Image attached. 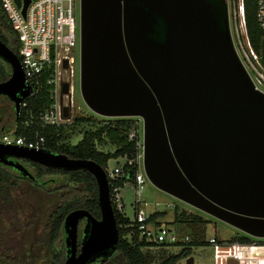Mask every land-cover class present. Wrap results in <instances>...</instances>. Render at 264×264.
<instances>
[{
    "label": "water",
    "instance_id": "1",
    "mask_svg": "<svg viewBox=\"0 0 264 264\" xmlns=\"http://www.w3.org/2000/svg\"><path fill=\"white\" fill-rule=\"evenodd\" d=\"M80 2V92L88 107L104 117L142 119L143 168L157 188L264 238V91L236 50L227 0ZM0 58L11 67L0 95L13 102L18 120L29 94L24 70L1 39ZM14 158L95 176L101 218L85 209L65 217L64 264H89L116 249L119 228L104 167L0 142V162L34 179ZM82 218L89 231L77 254Z\"/></svg>",
    "mask_w": 264,
    "mask_h": 264
},
{
    "label": "trees",
    "instance_id": "2",
    "mask_svg": "<svg viewBox=\"0 0 264 264\" xmlns=\"http://www.w3.org/2000/svg\"><path fill=\"white\" fill-rule=\"evenodd\" d=\"M257 0H244L245 19L248 35L255 51L262 57L264 50V30L257 22L256 17ZM0 39L17 55H19L20 38L14 29L7 11L4 9L0 0ZM11 75V67L0 58V82L7 80ZM50 104L47 86L41 91L36 100L29 102V108L37 115L41 110ZM15 113V112H14ZM16 119V113H15ZM24 112L16 119L15 136H26L33 139L36 132L45 137L44 150L51 153H59L73 159H89L100 164L107 171L110 159L124 157L127 160L133 159L137 153V136L138 122L133 118H117L95 120L90 117L75 115L71 124L60 126H43L38 121L32 125H22ZM77 128H81L78 133H83L82 139L78 143L72 142V135ZM105 147H112L114 151H107ZM28 170L34 175V179L24 177L18 170L0 162V188L4 187L11 192L12 189L20 190L22 180H29L39 190L47 193L53 192L58 196V202L55 210L50 214L43 232L46 242L45 249L40 257H32L28 253L25 255L15 253L12 248L5 246L4 240L0 237V264H63L66 252L65 245H57V240L61 239L64 233L63 225L65 217L76 209H85L94 217H101L99 205L98 186L95 176L85 169H63L48 167L43 164L25 159ZM136 167L125 166L124 175L110 184V194L112 205L114 207L117 225L119 228V241L116 251L120 253L127 264H177L181 259L191 255L193 246H204L211 244L208 241L182 242L183 250L169 257H165L163 251H152L142 249L145 242L137 243V235L133 238L128 237L130 223L127 217L118 208L117 190L121 189L124 184L131 180L134 183V174ZM32 188H27L21 195H26ZM14 191V192H16ZM8 196V195H7ZM6 197L4 201L8 200ZM16 196L15 198H17ZM161 212H153L151 221L161 225L159 219ZM184 212L176 211L174 224L178 227L187 222L184 219ZM3 210L0 208V223L3 221ZM195 221L198 219L194 217ZM201 221V219H198ZM191 221V220H190ZM194 224V223H193ZM197 227L193 226L192 232H196ZM203 237L200 236L199 239ZM39 239L40 242L43 240ZM39 242V244H40ZM249 235L235 236L227 244L250 243ZM47 251V252H46Z\"/></svg>",
    "mask_w": 264,
    "mask_h": 264
},
{
    "label": "built area",
    "instance_id": "3",
    "mask_svg": "<svg viewBox=\"0 0 264 264\" xmlns=\"http://www.w3.org/2000/svg\"><path fill=\"white\" fill-rule=\"evenodd\" d=\"M1 2L21 42L18 57L24 70L26 88L29 91L27 97L22 100L18 113L19 116L22 111L24 112L21 124L28 126L35 121L43 126L71 124L76 112L77 51L81 57L80 0L78 1V10L77 0H29L25 12L23 10L26 0H20V5L16 0H1ZM227 2L228 5L234 6L233 21H231L230 9L229 15L236 50L255 86L263 91L264 73L256 65V63L261 65V57L253 48L248 35L244 0H227ZM256 17L259 27L264 30V0H257ZM65 84H68L67 90L64 88ZM46 86L50 104L36 115L29 108V102L36 100ZM65 111L67 115H65ZM45 141V137L41 136L39 132H36L33 139L4 133L1 143L40 150L44 149ZM125 166L137 169L134 174L135 214L133 219H130V223L126 225L130 229L128 237L131 239L137 235V243H146L145 246H142L143 250L172 247L182 243L170 226L159 225L157 222L151 221L153 212H146L143 208L148 206V203L141 199L145 185L143 138L137 142V153L133 159L125 158L123 164H117L114 169L107 170L109 184L112 185L124 175ZM121 212L123 213V211ZM189 241L190 237L187 236L183 242ZM209 242L216 245L217 256L222 255V249L233 248L232 245L219 244L216 238H211ZM234 247L237 249L236 245ZM222 258L218 257V264H223Z\"/></svg>",
    "mask_w": 264,
    "mask_h": 264
},
{
    "label": "rangeland",
    "instance_id": "4",
    "mask_svg": "<svg viewBox=\"0 0 264 264\" xmlns=\"http://www.w3.org/2000/svg\"><path fill=\"white\" fill-rule=\"evenodd\" d=\"M78 1L76 2L78 10ZM231 21H233L234 6L229 5ZM260 56V55H259ZM261 57V56H260ZM80 53L76 52V70L75 78L76 88V112L75 115L90 117L97 121L102 119H117V118H133L138 122V132L136 133L140 140L143 138V121L140 117H104L93 112L85 103L80 92V73L79 60ZM261 65L258 69L264 73V50L260 60ZM264 91V90H263ZM14 104L11 103L4 95H0V142L3 140L4 133H9L14 136L16 130V119L14 113ZM81 128L73 132L72 142L78 143L83 136V133H78ZM107 151H114L112 147H105ZM124 157L115 159L112 158L108 162L107 170H112L119 164H123ZM142 161V160H141ZM20 190L12 189L11 192L4 187L0 188V208L3 210L4 219L0 223V237L4 240L5 246L12 248L15 253L25 255L28 253L32 257H40L42 255L46 242L43 229L50 216L55 210L58 202V196L53 193H47L39 190L35 184L29 180H22ZM27 188H32L26 195H21ZM16 191V192H14ZM8 200L4 199L8 196ZM18 196L17 198H15ZM118 208L123 211L130 219H133L135 214V184L129 180L124 186L117 190ZM143 202L148 203V206L143 207L146 212H161L159 221L162 225L170 226L178 235L180 241L189 236L190 243L196 241H210L211 238H216L219 244H227L233 237L248 235L238 228L217 219L195 207L185 203L184 201L160 190L157 188L145 174V185L141 195ZM170 205V206H169ZM184 212V219L187 222L182 223L179 227L174 224L176 211ZM197 217L200 220L194 219ZM191 220V221H190ZM194 223V224H193ZM193 226L197 227L196 232H192ZM202 236V239L199 237ZM250 236V235H249ZM251 237V242L242 244H234L237 246L231 249H222L223 264H228L230 259H234L238 264H264V238ZM43 239L40 242L39 239ZM63 239V237H61ZM40 242V244H39ZM57 245L62 246L61 239L57 240ZM244 246V247H242ZM188 247L182 244L172 247H161L152 251H163L165 257L180 253L183 248ZM236 249V250H233ZM191 255L181 259L177 264H187V260L192 257V264H218V257L215 244L204 246H193ZM232 251V252H231ZM47 252V251H46ZM227 258L228 261H227ZM125 259L119 252L115 251V255L111 257L105 264H125Z\"/></svg>",
    "mask_w": 264,
    "mask_h": 264
},
{
    "label": "flooded vegetation",
    "instance_id": "5",
    "mask_svg": "<svg viewBox=\"0 0 264 264\" xmlns=\"http://www.w3.org/2000/svg\"><path fill=\"white\" fill-rule=\"evenodd\" d=\"M6 99H8L11 103L12 101L4 96ZM63 155V154H62ZM15 161H19L20 163H22L26 168H28V165H26V163L24 161H27L25 160V158H14ZM29 169V168H28ZM101 218V217H100ZM98 218V219H100ZM87 220L85 218H82L80 219V222L78 224V242H77V254L80 253V250H81V246H82V241H83V238L84 236L87 235L88 231H89V225L87 226ZM63 230H64V233L62 234L61 237H63V239L61 238V241H63L64 245H65V252H66V257H65V260H64V263L66 261V259L68 258V256L70 255V253L68 252V246L66 245V238H67V233H66V230H65V224L63 225ZM115 251H109L107 252L105 255H98L96 260L89 263V264H105V262H107L111 257H113L115 255ZM63 263V264H64ZM127 264V263H125Z\"/></svg>",
    "mask_w": 264,
    "mask_h": 264
},
{
    "label": "crops",
    "instance_id": "6",
    "mask_svg": "<svg viewBox=\"0 0 264 264\" xmlns=\"http://www.w3.org/2000/svg\"><path fill=\"white\" fill-rule=\"evenodd\" d=\"M225 245H228V244H225Z\"/></svg>",
    "mask_w": 264,
    "mask_h": 264
}]
</instances>
